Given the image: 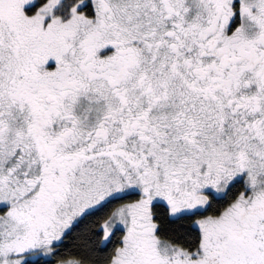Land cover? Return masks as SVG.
Segmentation results:
<instances>
[{"label":"snow or ice","instance_id":"6c2138e0","mask_svg":"<svg viewBox=\"0 0 264 264\" xmlns=\"http://www.w3.org/2000/svg\"><path fill=\"white\" fill-rule=\"evenodd\" d=\"M0 264H264V0H0Z\"/></svg>","mask_w":264,"mask_h":264}]
</instances>
